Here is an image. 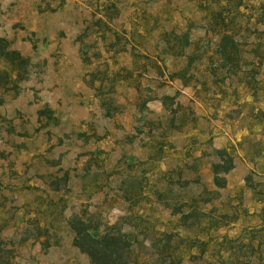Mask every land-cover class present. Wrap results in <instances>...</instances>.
I'll return each instance as SVG.
<instances>
[{"label":"rangeland","instance_id":"obj_1","mask_svg":"<svg viewBox=\"0 0 264 264\" xmlns=\"http://www.w3.org/2000/svg\"><path fill=\"white\" fill-rule=\"evenodd\" d=\"M263 151L264 0H0V264H264Z\"/></svg>","mask_w":264,"mask_h":264},{"label":"trees","instance_id":"obj_2","mask_svg":"<svg viewBox=\"0 0 264 264\" xmlns=\"http://www.w3.org/2000/svg\"><path fill=\"white\" fill-rule=\"evenodd\" d=\"M13 53H15L16 56H18L20 59L23 60V58H21L19 53L17 52H13ZM73 227L77 234V238H76L77 245L82 251L87 253L93 261L94 259H96L95 258L96 254H99L100 256H104V258H107L111 262L115 261V254H116L115 252L116 251L115 250L116 241L115 240H111L110 238H107L106 236H103L99 239H95L94 235L89 234V229L87 228L81 229L75 225ZM80 237L87 238L83 240H85L91 248L93 247L95 252L90 251L88 248H84V246L80 244Z\"/></svg>","mask_w":264,"mask_h":264},{"label":"crops","instance_id":"obj_3","mask_svg":"<svg viewBox=\"0 0 264 264\" xmlns=\"http://www.w3.org/2000/svg\"><path fill=\"white\" fill-rule=\"evenodd\" d=\"M246 157L242 156L240 164H238L236 161L237 157L235 156V165L238 166L237 169L240 170L241 167H244L245 169L250 170L253 176L259 177L262 175L264 177V151L262 153H253ZM242 181L243 180H241V182Z\"/></svg>","mask_w":264,"mask_h":264}]
</instances>
